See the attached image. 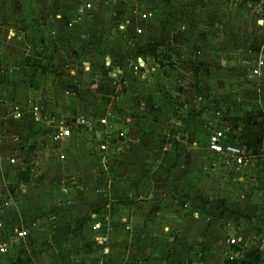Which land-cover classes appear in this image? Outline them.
<instances>
[{
	"label": "crops",
	"instance_id": "obj_1",
	"mask_svg": "<svg viewBox=\"0 0 264 264\" xmlns=\"http://www.w3.org/2000/svg\"><path fill=\"white\" fill-rule=\"evenodd\" d=\"M149 1L151 7H147ZM74 2L76 0H15L11 6L0 8L4 19L0 23V182L11 180L19 187L17 194L13 195L29 193L37 200H28L24 196L20 201L7 194L0 202V242L8 243L6 254L0 257V264H17L21 258L25 260L26 256L21 255L17 259V252L21 249L20 241L26 240L28 245H34L31 241L36 243L37 239L40 241L39 246H43L41 250L44 252L49 248L50 252L46 258L36 257L32 262L56 264L54 251L50 247L55 245L57 238L63 237V231L54 235L50 232V240L44 239L48 236L47 231L44 229L40 232L43 225L34 221L35 216L43 209L37 208L42 198V183L68 178L81 179L84 183L89 182L93 175L96 186L89 187H102L106 194L94 198V194L88 189L82 188L76 192L71 189L68 193L69 202L65 203L70 208H60V212L51 217L59 223L69 221L76 224L77 229L88 225L89 218L94 219V222L104 219V224L108 226V229L105 226L106 231L109 232L103 247L106 252L104 264H225L226 261L241 259L246 249L264 251V204L258 206L259 203H264V196L252 194V178L248 180L235 176L237 174L232 170L236 167L224 166L218 156L214 157L209 153V136L201 144L197 143L202 120L197 116V119L174 123L171 119L172 126H183L186 134L180 136L179 141L157 139L170 130L164 128L171 123L169 115L174 113L172 105L163 94L180 97L186 103L191 101L196 97L189 87L191 84L193 88L194 78L188 76L186 81H182L177 76L171 82H159L151 78L154 64H150L151 69L146 77L135 76L129 64H133L138 55L124 60L116 58L112 50L117 51L122 40L116 39L117 32H108L105 28L101 34L102 28L97 27H107V22L113 16L112 11L119 13L121 3L135 6L144 4V7H139L142 9L139 12L149 14V8L151 11L146 19H141V13L138 15L140 20L134 33L137 28H141L143 34H134L137 39L142 40L151 31L159 38V19L166 12L170 16L165 30L167 43L182 58L195 57L201 51V46L190 43V34L185 28V24L194 20H191L193 16H190L188 2L85 0L77 3V6L90 2L93 6L91 11L97 8L96 13L90 15L92 12L89 11L78 16L73 12L75 14L70 17L66 9ZM49 7L55 9L49 11ZM260 17L261 21L262 16ZM79 18L83 20L79 21ZM95 28L98 29L99 41H102V44L97 45L104 44L103 52L100 56L97 55L98 59H89L88 53L92 46L85 49L87 54L80 49L79 53L76 52L69 59L67 51L72 49L68 43L75 46L78 41H82V37L84 43H93L94 37L91 34ZM85 33H91L90 37ZM101 35L104 37L101 38ZM263 69L264 66L261 71ZM138 77L140 81L135 82ZM261 80L256 91L264 100V78ZM245 89L253 91L248 86ZM199 91L201 96L197 100H201L205 94L202 86ZM88 101L93 104L90 105ZM34 106L40 110L42 119L39 123L35 121ZM17 112H20L18 119L15 118ZM98 112L110 116L109 121L119 122L117 127L113 122L109 125L112 131L125 133L124 141L120 140L123 142L115 149L112 143L109 151H100L99 146L103 144L101 142L110 145L103 135V128L96 129L92 136L73 128L69 137L60 141L52 139L51 134L57 129L58 120H70L78 116L91 119ZM162 113L164 117H161ZM68 122L72 123L73 120ZM233 132L236 135L235 130ZM145 142L148 143V148L144 147ZM241 146L246 149L244 144ZM149 148L150 157H147ZM25 171L28 172V180L20 182L19 176ZM86 171L89 178L82 179ZM42 177H46V180L40 186L36 185L35 180ZM263 179L264 176L258 182L260 185ZM248 181L252 185L245 187V182ZM232 185L241 189L243 195H234ZM148 187L150 193L145 192ZM65 194L61 198L58 193V200L67 201ZM138 196L143 199L145 207L149 208H138L140 202L135 201ZM161 196H166V201L158 204L155 201ZM86 197H89L90 203L86 202ZM123 197L126 204L121 201ZM101 198V205L96 206L94 203L101 201ZM187 199H190L189 202L194 207H204L202 200H209L211 204L223 202L225 208L219 209V212L224 216L226 225L217 227L213 234L197 213L186 217L184 209L162 208L166 206L164 202ZM224 210L228 213L223 215ZM23 217L29 221L26 226L28 236L19 240L14 231L23 228L17 224L18 218L24 220ZM85 217L88 219L78 225V221ZM189 219L203 222L198 240L190 234L187 224ZM123 225L129 228L128 231L119 232ZM29 226L31 229L34 227L36 233H31ZM135 228L141 229L138 235H133ZM36 234L42 237L39 238ZM229 235L237 244L228 245L229 242L225 239ZM203 242L204 249L200 251ZM253 245L256 246L252 247ZM82 255L77 256L79 264H101L94 256Z\"/></svg>",
	"mask_w": 264,
	"mask_h": 264
},
{
	"label": "rangeland",
	"instance_id": "obj_2",
	"mask_svg": "<svg viewBox=\"0 0 264 264\" xmlns=\"http://www.w3.org/2000/svg\"><path fill=\"white\" fill-rule=\"evenodd\" d=\"M14 1L15 0H0V8L11 6L13 4L12 2ZM80 1L85 0H76L73 5H68L69 8L66 9V13H69L70 17H73V15L75 14H73V12H76L75 8L77 6V3H79ZM105 1L108 2V0ZM109 1L115 2L117 0ZM184 2H188L190 16H193L191 20L194 19L192 22L190 21L189 24H185L186 31L190 34V43H193L195 46H198V44L201 46V51L198 52L195 57L182 58L175 52V50L173 51L170 44L167 43L165 32L164 35H162L163 27L165 31L170 17L166 12L163 13L159 19L161 28V35L159 36V38L153 35L155 34V32L151 31L150 33H148L147 31L148 35L143 37L142 40L137 39L136 35H134V28L140 20L138 15L141 13L139 11L142 9H140L139 7H144V4L135 6L133 4L129 5L125 2L121 3L122 6H119V13H115V11H112L111 14H113V16L112 19H109V21L107 22V27H105L106 25L104 27H97H99L100 29L102 28L100 31L101 34L104 33L103 31H105V28H107L108 32H110L109 30L117 32L116 39H121L122 41H120L119 49L117 51L112 50V52L119 60H122V58L123 60L125 58H134V56L139 52L140 45H143L147 42H156L160 48L158 51L157 63H154L155 66L151 73L152 79H155L159 82H171V80H174L175 77L178 76L179 80L186 81L188 76L189 78L193 77V71H198V78H200L199 88L202 86L205 92V94L202 95L201 100H197L201 95L196 94L193 81V88L191 84H189V87L190 90L195 93L196 97L191 101H188L187 103L182 101L180 97H171L167 93L163 94L165 99L167 98L169 100L174 109L173 115H169L168 119H173L174 123L184 122V120L187 121L197 119V117H194L193 115L196 112H200L198 118L202 120V129L197 135L198 144L204 142L215 129L221 130L232 128V130H235L236 134H238L239 130H241L244 125L264 122V100L259 97L260 93H257L256 91L257 89H259L256 87L259 86L260 81H262L261 79L264 78V69L262 70L263 72L261 71V76L259 77L251 76L250 73L257 60L261 59L264 62V0H259L256 6L251 5V7H248L247 5L245 7L243 5H236L230 0H184ZM149 6H152L150 1L149 4H147V7ZM49 9V11H52V9H55V7H49ZM96 10L97 8H95L93 12L91 11L92 13H90V15H92L93 13L95 14ZM150 11L151 10L149 8L147 12L150 14ZM2 16L3 15L0 13V23L4 21ZM260 16H262L261 21ZM150 17H153V15H151ZM78 20L82 21L83 18H79ZM193 23L195 25H193ZM122 26L125 28L124 30L120 29V27ZM92 32V34H85H88L89 37L91 34L92 38L94 37L93 43H84L85 41L83 37L81 39L82 41H78L76 43L77 45L75 46H73V44L71 45V43H68V46H70V48L72 49L70 51H67L69 59H71L74 54H77L76 52L79 53L80 49H83V52H86L87 54V51H85V49H87V46H92L90 48V52L88 53L90 57L89 59H98L97 55L100 56L103 52L104 44L103 46L97 45L102 44V41H99L98 39V29L96 30L95 28V30H93ZM85 34L82 35L84 36ZM101 36V38L104 37L103 35ZM167 53H169V55ZM137 81H140L139 77L137 80L135 79V82ZM245 86H248L253 91H248L247 89H245ZM185 90H187V85L185 86ZM254 93L258 94V98L257 94L255 96ZM262 97H264V94L262 95ZM88 103L90 105L93 104L92 101H88ZM161 117H164L163 113ZM77 119L87 121L91 130L86 127L80 126L74 128V122ZM101 119H106L109 124L113 122V120L109 121L111 117L103 112H98V114L96 116H93V118L91 119L79 116L74 117L73 119L71 118L70 120H73L72 124L68 122L70 120H67L65 118L61 119V121L65 126L67 125L68 127H70L71 130L74 128L77 131H81V133L88 132L89 135L92 136V133L95 131L94 129H102V126L99 124V121ZM117 122L118 121L113 122V125L116 127L118 126ZM169 123L170 124L167 125V128L164 126V130H170H168L167 133H163V135H159L157 139L161 141L176 139L177 141H179L180 136H184L186 134V131L184 130L185 128L183 126L176 127L175 124H173L174 126H172V120L169 121ZM153 140H155L154 137ZM101 143L104 144V142ZM98 145H100L99 141ZM144 147L148 148V143L145 142ZM150 151L151 150L149 148L146 153L147 157H150ZM247 157L249 162L246 166H243L241 168H233L232 171L237 174L235 176H240L245 179L248 178V180H251L250 178H252L251 182H253V188L250 189L252 194L254 195V193H257L261 194V196H264V179L261 185L260 183H258L264 176L263 142L260 141L259 143H257L256 147L247 155ZM95 169L96 166L94 167V170ZM95 172H98V170ZM229 177H231V175ZM88 178V171H86L82 179ZM94 179L95 177L93 175V178L90 176L89 182L84 183L81 179L73 178L62 179L63 181L60 180L58 182L55 179L49 182L46 180V177H42L35 180L34 182L36 183V185L40 186V183L43 182V180H46L42 183L44 186H41V202L38 203V206L36 204L37 208L43 209L42 211L40 210V213H38L34 218V221L40 222L43 225V227H40L39 231L42 232L44 231V229L45 231H47L46 235L48 236L44 237V239L47 240H50V237L52 236L50 235L51 233H53L54 235L58 232L63 231V237L57 238L55 245L50 247V249L54 251V260L56 264H79V259L77 256H83L82 254L88 257H90V255L94 256L95 258H97L96 260L101 262V264L105 263L104 253L106 252L104 251L103 247H105V241L108 240L107 235L109 234V232L106 231V228L108 229V226L104 224V219L102 221L94 222V219L89 218L88 225H84V227L81 226V229H77L76 224L73 225V223L69 221L59 223L58 221H56L57 219L51 217V215L55 213L58 214L60 212V208H70L66 204H68L69 202L70 195L68 193H70L69 190L71 189L75 192L78 189L81 190L82 188L88 189L91 193L94 194V198L96 196L99 197L100 194L104 196L106 193L102 187L96 189L95 187H89L90 185L96 186ZM230 183L231 181H229V184ZM250 185H252L250 181L245 182V187H249ZM18 189V184L13 183V181L11 180H7L2 183L0 182V202L3 201L5 195L7 194L15 196L13 194H17ZM232 190L233 194L237 197L243 195V191L238 187H234V189ZM205 191L208 193V190ZM65 192L68 195L65 194ZM145 192L150 193V187H148ZM58 193L61 198L62 195L65 194V198L67 201L58 200ZM28 194L29 193H19V196H15V199L21 201V198L25 196V198H28V200L31 199L32 201L37 202L36 199H33ZM139 196L135 198L136 202H140V207L138 208H149L145 207L146 205L143 203V199L139 198ZM100 200L101 201H97L99 203L96 202L94 204H96V206L101 205L100 202H102L103 199L101 198ZM123 200L124 197L121 201L125 203ZM163 201H166V196H161L160 198H158V201L155 202H159L158 204H161V202ZM189 201L190 199H187L185 201H169L168 203L164 202L163 204H166V206H162V208H177L178 210L184 209V211L186 210L184 212V215L186 217H192L194 213H197L200 219L208 225L207 229L213 231V234L215 233V231H217V227H224V225H226L224 222V216L222 217V214L219 212V209L225 208L223 202H215L211 204L209 203V200H202V205L204 207L200 205L194 207L190 204ZM262 201H264V199H262ZM86 202H91L89 197H86ZM185 204L188 205L184 206ZM263 204L264 203H259L258 206H262ZM115 206L118 207L119 205ZM20 208L23 207L20 206ZM21 210L23 211V209ZM222 213L224 215V213L227 214L228 211L226 212V210H224ZM24 220L18 218L17 224H20L18 227H23L28 231V229H26V226L29 225V221H26V218ZM203 222L200 220L189 219L187 223L189 226L190 234L193 237H196V240L199 239L202 232L201 230ZM71 224L73 225V227H71ZM94 226H97V228L95 229ZM28 228H30V232L32 230L31 233H36V231L33 230L34 227H32L31 229V227L29 226ZM128 229V227L123 225L120 228L119 232H126L128 231ZM140 230V228H135L133 235H138L137 233ZM1 232L3 231L1 230ZM100 232L102 233L101 235L98 234ZM5 233L8 232L6 231ZM173 234L172 237L174 238L175 233ZM36 235L39 238L42 237L40 234ZM11 239H13L12 236ZM230 239L231 237L229 235L227 239H225V241H227L228 243ZM25 241L26 240L20 241L21 249H19L17 252V259H19L21 256H26V259L24 260L21 258L17 264H34L35 262H32L34 258H46L47 255L49 256V248L43 252V249L41 250L43 246H39L38 242L40 241H38V239L36 241L37 246H35V241H31V244L34 245H28V242L25 243ZM67 241L70 242L67 243ZM253 242L257 241L253 240ZM45 243H47V241ZM6 244L8 245V243ZM204 244L205 242L200 245V251L204 249ZM228 245L230 244L228 243ZM255 246L256 245H253L252 247Z\"/></svg>",
	"mask_w": 264,
	"mask_h": 264
},
{
	"label": "built area",
	"instance_id": "obj_3",
	"mask_svg": "<svg viewBox=\"0 0 264 264\" xmlns=\"http://www.w3.org/2000/svg\"><path fill=\"white\" fill-rule=\"evenodd\" d=\"M232 3H235L236 5H241L243 2H246L248 7L256 6L251 4L250 0H230ZM93 9V6L90 2H84L76 7V14L78 16H82L85 13L91 11ZM149 15L147 13H141L140 17L141 19H146ZM121 30H124L125 28L122 26L120 27ZM135 34L142 35L143 30L141 28H137L135 30ZM150 64H154V62L145 57L136 58L134 60L133 64H129V68L132 70V73L137 76H143L146 77L150 72ZM110 66V63H107V67ZM264 66V62L259 59L255 63V67H253L250 71L251 76H259L261 74V69ZM33 112L36 113L35 121L39 123L42 119V117L39 115V108L34 106ZM15 118L18 119L20 117V112H17L15 114ZM75 127H86L89 130L90 126L87 121L77 119L75 122ZM72 124V123H71ZM99 124L102 126L104 130V136L109 141L110 145L108 144H101L99 146V149L101 152L109 151V147L112 146L113 143V149L119 145L121 142L120 140L125 139V133L122 131H112L110 128V124L107 122L106 119H101L99 121ZM231 129V130H230ZM96 131V129H94ZM94 131V132H95ZM71 135V128L67 125L65 126L64 123L61 120H58L57 122V129L52 132L51 137L54 141H60L63 140ZM234 132L232 128L227 129H218L215 130L212 134L209 135L207 139V150L209 153H211L214 157H219L224 164V166L230 168V167H242L246 165L249 160L247 155L249 152L241 146L239 143L234 141L233 139ZM0 228H2V223L0 222ZM96 229L97 226H94ZM15 237L19 240L25 239L27 237V230L20 228L14 231ZM230 245L237 244V241L235 239L229 240ZM8 249V245L6 243L0 242V257L6 254ZM231 258V257H230Z\"/></svg>",
	"mask_w": 264,
	"mask_h": 264
},
{
	"label": "trees",
	"instance_id": "obj_4",
	"mask_svg": "<svg viewBox=\"0 0 264 264\" xmlns=\"http://www.w3.org/2000/svg\"><path fill=\"white\" fill-rule=\"evenodd\" d=\"M251 4L256 5L259 0H250ZM241 5L244 7L247 5L246 2H243ZM164 27L162 30V35H164ZM159 45L156 42H147L143 45H140L139 52L137 53L140 57H145L151 59L154 63H157ZM169 55V53H167ZM194 77V87L196 94H200L199 91V79H198V71H193ZM200 115V112L194 113V117ZM234 141L241 145H245L247 151L251 152L260 141H264V123H256V124H247L239 130L238 134L233 136ZM28 180V172H22L19 176L20 182H27ZM94 210L93 212H96ZM232 213V212H231ZM88 219L85 217L78 221V225L83 224ZM264 262V251L259 249H246L244 251V255L241 259H234L231 261H226L225 264H262Z\"/></svg>",
	"mask_w": 264,
	"mask_h": 264
}]
</instances>
